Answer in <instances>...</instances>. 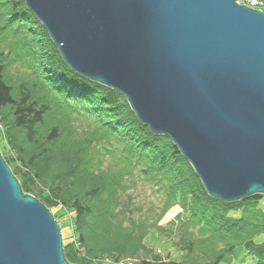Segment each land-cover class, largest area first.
<instances>
[{"label": "water", "instance_id": "obj_1", "mask_svg": "<svg viewBox=\"0 0 264 264\" xmlns=\"http://www.w3.org/2000/svg\"><path fill=\"white\" fill-rule=\"evenodd\" d=\"M78 75L166 135L208 194L264 196V12L235 0H22ZM0 264H72L0 151Z\"/></svg>", "mask_w": 264, "mask_h": 264}, {"label": "trees", "instance_id": "obj_2", "mask_svg": "<svg viewBox=\"0 0 264 264\" xmlns=\"http://www.w3.org/2000/svg\"><path fill=\"white\" fill-rule=\"evenodd\" d=\"M12 50L26 60L16 84L7 78ZM0 109L17 157L2 154L23 191L48 206L71 208L79 245L90 257L232 264L248 251L254 264H264V196L234 202L211 197L172 140L143 124L121 93L69 68L22 0H0ZM68 117L88 120L85 137H76ZM95 148L107 154L110 168L95 163ZM37 181L48 193H36ZM141 184L156 196L146 213L130 208L135 195L129 190ZM174 206L180 217L160 225ZM152 229L185 253L182 261L147 249ZM75 248L64 241L70 263L94 264Z\"/></svg>", "mask_w": 264, "mask_h": 264}, {"label": "rangeland", "instance_id": "obj_3", "mask_svg": "<svg viewBox=\"0 0 264 264\" xmlns=\"http://www.w3.org/2000/svg\"><path fill=\"white\" fill-rule=\"evenodd\" d=\"M4 47H6V45H4ZM6 50L8 51V48H6ZM17 53L19 54H16L14 50H12L8 54L10 55V57L7 62V67H8L7 78L13 84L18 83L21 77L24 75V73H26L25 72L26 60L25 58L22 57L20 51H17ZM5 113L6 111L0 109V151L4 152L7 158L13 159L17 157V154L16 151L11 146L12 139L9 138L7 134V128L10 125L7 124L5 122V119L3 118V115ZM70 122L72 124V127L75 129L76 137L78 138L85 137V133H86L85 130L88 128L87 127L88 120L85 118L75 119L71 117ZM97 147L101 148L99 146ZM93 152L95 155V161H96L95 163L100 164V168L105 169L111 167L109 158H107L108 157L107 154L105 153L100 154V150H97L96 148L94 149ZM140 186L141 187L138 190L136 189L134 190L133 188H130L129 190V192L135 195V200L130 205L131 206L130 208L135 209L137 207L138 209L142 210L141 211L142 213H146L149 208V205H151L156 200V196H154L152 191L150 189H147V187H143L142 184ZM32 187L34 188V190L38 195H40L43 192L48 193L47 191H44V189H42V186L38 183V181ZM49 196L53 198V194L49 193ZM125 202H127V198L125 199ZM46 206L50 209V211L54 214V216H56V219L58 220L62 229L63 240L66 242L69 241L72 242L76 247L75 252L80 257H87L94 264H127L129 262L131 263L136 262V259L127 258L124 261L117 263L114 262V260H112L111 256H107V255H103L98 258L90 257L89 255H87L86 250H84L82 246L79 245V240L78 237L76 236L75 228L73 226L74 225L73 220L75 216L74 211L69 207H64L62 204H57L54 206L52 205L50 206L46 205ZM180 215H181L180 207L174 206L165 214V216L162 218L159 224L165 226L169 222L177 220L180 217ZM144 243L147 249L151 250L153 254L156 253L162 257H169L171 260L174 261H182V259L185 256V253L181 251V249L173 245V243L169 239L158 233V231H156L155 229L149 231ZM243 253L244 254L239 255L241 256L240 258L241 260L235 258L232 264L235 263L252 264L253 258L250 256V253H248V251H244ZM239 256H237V258Z\"/></svg>", "mask_w": 264, "mask_h": 264}, {"label": "built area", "instance_id": "obj_4", "mask_svg": "<svg viewBox=\"0 0 264 264\" xmlns=\"http://www.w3.org/2000/svg\"><path fill=\"white\" fill-rule=\"evenodd\" d=\"M238 4L246 5L252 8H256L260 11L264 10V0H235ZM127 264H133L131 262Z\"/></svg>", "mask_w": 264, "mask_h": 264}, {"label": "crops", "instance_id": "obj_5", "mask_svg": "<svg viewBox=\"0 0 264 264\" xmlns=\"http://www.w3.org/2000/svg\"><path fill=\"white\" fill-rule=\"evenodd\" d=\"M240 254H244V253H243V252H240V253H238V256H239ZM240 258H241V256H239L238 258L236 257V259L241 260ZM239 260H238V261H239ZM235 264H236V263H235ZM237 264H238V263H237Z\"/></svg>", "mask_w": 264, "mask_h": 264}]
</instances>
